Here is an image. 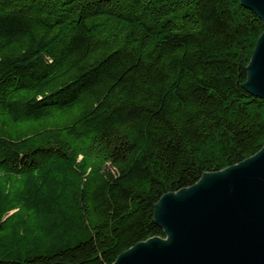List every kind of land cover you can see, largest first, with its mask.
Segmentation results:
<instances>
[{"label":"trees","instance_id":"obj_1","mask_svg":"<svg viewBox=\"0 0 264 264\" xmlns=\"http://www.w3.org/2000/svg\"><path fill=\"white\" fill-rule=\"evenodd\" d=\"M240 0H0V264H113L166 194L264 147Z\"/></svg>","mask_w":264,"mask_h":264},{"label":"water","instance_id":"obj_2","mask_svg":"<svg viewBox=\"0 0 264 264\" xmlns=\"http://www.w3.org/2000/svg\"><path fill=\"white\" fill-rule=\"evenodd\" d=\"M264 25V0H240ZM245 88L264 99V32ZM154 220L165 238L140 242L113 264H264V147L189 188L164 195Z\"/></svg>","mask_w":264,"mask_h":264}]
</instances>
